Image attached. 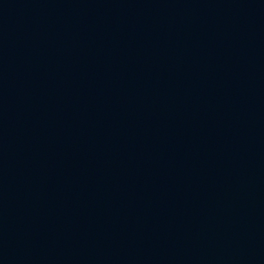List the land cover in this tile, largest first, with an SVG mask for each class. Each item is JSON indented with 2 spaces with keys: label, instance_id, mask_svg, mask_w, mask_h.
I'll list each match as a JSON object with an SVG mask.
<instances>
[{
  "label": "water",
  "instance_id": "water-1",
  "mask_svg": "<svg viewBox=\"0 0 264 264\" xmlns=\"http://www.w3.org/2000/svg\"><path fill=\"white\" fill-rule=\"evenodd\" d=\"M0 264H264V0H0Z\"/></svg>",
  "mask_w": 264,
  "mask_h": 264
}]
</instances>
